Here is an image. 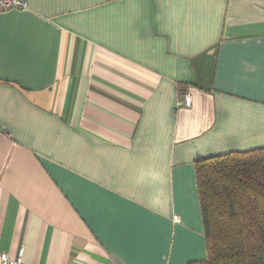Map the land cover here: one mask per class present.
<instances>
[{
  "label": "crops",
  "instance_id": "obj_1",
  "mask_svg": "<svg viewBox=\"0 0 264 264\" xmlns=\"http://www.w3.org/2000/svg\"><path fill=\"white\" fill-rule=\"evenodd\" d=\"M27 2L0 12V257L205 260L195 163L264 149V0Z\"/></svg>",
  "mask_w": 264,
  "mask_h": 264
},
{
  "label": "trees",
  "instance_id": "obj_2",
  "mask_svg": "<svg viewBox=\"0 0 264 264\" xmlns=\"http://www.w3.org/2000/svg\"><path fill=\"white\" fill-rule=\"evenodd\" d=\"M207 258L191 264H264V149L195 163Z\"/></svg>",
  "mask_w": 264,
  "mask_h": 264
},
{
  "label": "built area",
  "instance_id": "obj_3",
  "mask_svg": "<svg viewBox=\"0 0 264 264\" xmlns=\"http://www.w3.org/2000/svg\"><path fill=\"white\" fill-rule=\"evenodd\" d=\"M28 8L27 0H0V12L6 10H25ZM190 98L188 96H183L182 99L177 101V106L189 105ZM0 264H26L23 261L22 253L20 252L18 256L14 259H10L6 256L0 257Z\"/></svg>",
  "mask_w": 264,
  "mask_h": 264
}]
</instances>
